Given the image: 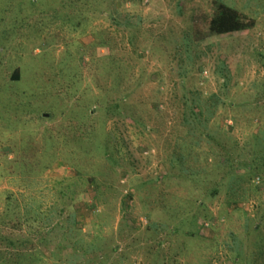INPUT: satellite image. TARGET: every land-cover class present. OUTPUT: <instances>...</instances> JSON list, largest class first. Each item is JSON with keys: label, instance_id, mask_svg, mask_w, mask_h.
<instances>
[{"label": "rangeland", "instance_id": "obj_1", "mask_svg": "<svg viewBox=\"0 0 264 264\" xmlns=\"http://www.w3.org/2000/svg\"><path fill=\"white\" fill-rule=\"evenodd\" d=\"M4 263L264 264V0H0Z\"/></svg>", "mask_w": 264, "mask_h": 264}, {"label": "trees", "instance_id": "obj_2", "mask_svg": "<svg viewBox=\"0 0 264 264\" xmlns=\"http://www.w3.org/2000/svg\"><path fill=\"white\" fill-rule=\"evenodd\" d=\"M128 1H132V0H125V3ZM253 25H254L253 21H245L236 9L230 6H227L225 4H220L217 8V11L213 15V17L209 20L208 28L211 34L224 35V34H233V33H238V32L249 30L253 27ZM105 45H106V42L104 41L100 46L103 47ZM113 63H114V66L116 64H119L118 62H113ZM11 78L13 81H19L20 80L19 70H17V73L13 75ZM117 80H118L117 83L120 82V79H117ZM8 198H9L8 204H7L8 207H6V210H5V215H6L5 217L10 216L12 210H15L14 208H11L13 204L11 197L8 196ZM12 244H13L12 242L9 244L11 245V248L17 249ZM251 262L253 263L254 260H252Z\"/></svg>", "mask_w": 264, "mask_h": 264}]
</instances>
